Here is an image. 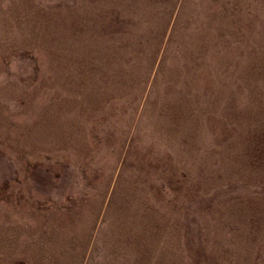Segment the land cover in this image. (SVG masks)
Instances as JSON below:
<instances>
[{"label": "rangeland", "instance_id": "obj_1", "mask_svg": "<svg viewBox=\"0 0 264 264\" xmlns=\"http://www.w3.org/2000/svg\"><path fill=\"white\" fill-rule=\"evenodd\" d=\"M0 264H264V0H0Z\"/></svg>", "mask_w": 264, "mask_h": 264}]
</instances>
